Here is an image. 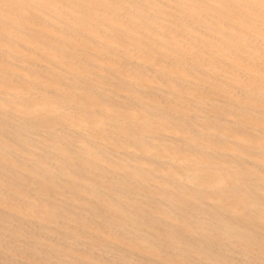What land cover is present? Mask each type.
<instances>
[{"label":"bare ground","instance_id":"obj_1","mask_svg":"<svg viewBox=\"0 0 264 264\" xmlns=\"http://www.w3.org/2000/svg\"><path fill=\"white\" fill-rule=\"evenodd\" d=\"M0 264H264V0H0Z\"/></svg>","mask_w":264,"mask_h":264}]
</instances>
